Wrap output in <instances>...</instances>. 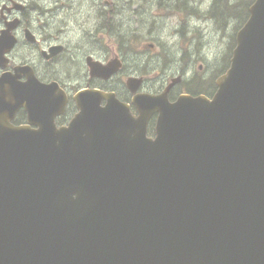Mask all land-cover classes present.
Masks as SVG:
<instances>
[{
    "label": "water",
    "instance_id": "obj_1",
    "mask_svg": "<svg viewBox=\"0 0 264 264\" xmlns=\"http://www.w3.org/2000/svg\"><path fill=\"white\" fill-rule=\"evenodd\" d=\"M248 11L212 98L138 93L135 116L82 89L57 127V84H0V264H264V0Z\"/></svg>",
    "mask_w": 264,
    "mask_h": 264
},
{
    "label": "flooded vegetation",
    "instance_id": "obj_2",
    "mask_svg": "<svg viewBox=\"0 0 264 264\" xmlns=\"http://www.w3.org/2000/svg\"><path fill=\"white\" fill-rule=\"evenodd\" d=\"M81 1L84 2V7H88L91 12L89 16L91 28L89 26L86 28V35L89 38L92 37L99 28L100 15L103 17V24L106 27L102 26L107 28L111 34L112 46L109 45L107 49L106 45L102 47L104 53L110 52L108 59H99L89 42H81L79 37L82 30L79 28L71 30L74 38L61 35L55 37V41L45 42L53 35L52 31L47 29H50V21L56 17L57 12L63 11L65 14L73 16L78 13ZM120 1L102 0V6H100L99 0H0V36L3 30L11 26L10 32L13 37V43L10 46H7V41L1 45L3 56L0 59V77L3 76V80L0 81V84H7L6 87L8 84H57L66 97L64 111L54 118L57 127L66 125L76 114L78 109L73 96L82 89L96 88L113 92L119 101L128 104L130 112L135 116L138 115V112L132 98L138 93L157 95L165 91L170 102L175 101L181 95L191 97L203 95L211 98L217 89L216 80L224 73L226 67L221 66V70H213L208 73V69H204L201 63L198 65L199 71H196L192 68L194 62L191 64L185 62L184 55L191 51L181 43L177 44L175 39L177 37L175 34H179L183 38L184 32H186L181 10L189 11L187 14L191 15L189 17L191 19L195 17V14L191 13H197L199 10L184 2L180 6V2L177 0H172L171 8L168 6L169 3H167L168 5L157 3L155 7L161 11L155 12L150 18V21H153L156 16L157 18L170 16L169 33L175 35L173 45H167L162 54L159 49L163 45L159 44L157 39L144 42L140 52H137L136 55L146 59L142 60L139 66H134V68L142 67V72L128 75L123 83L125 87L121 86V71L126 66L123 51L125 48L132 47V41L124 44L121 29L115 30L111 28V25L116 26V17H118L117 25H120L124 22L122 16L133 21L137 14L136 7L131 8V6L128 7V12H123L125 7L119 5ZM129 2L134 3L133 0H128L126 3ZM211 16L213 17L212 14ZM64 24V19L58 18L53 31L58 35L62 34L66 30ZM42 27L46 29L43 31L44 33L40 31ZM133 33L136 35L135 30ZM79 56L82 57V60L78 58ZM66 57L64 67H61L63 59ZM189 60H192V56ZM89 62H97L101 65L117 62L119 68L105 78L91 75ZM66 63L67 67H65ZM148 69L152 70V76L146 74ZM131 77L140 80V85L134 92L127 86V79ZM146 84H159V86L147 87ZM56 92L57 90H55ZM104 103L103 100L101 105ZM3 112L9 115L8 109H4ZM156 117L157 114L153 113L148 120V125L155 124ZM9 122L13 126L28 124L25 107H17ZM29 126L33 129L37 128L33 124Z\"/></svg>",
    "mask_w": 264,
    "mask_h": 264
},
{
    "label": "rangeland",
    "instance_id": "obj_3",
    "mask_svg": "<svg viewBox=\"0 0 264 264\" xmlns=\"http://www.w3.org/2000/svg\"><path fill=\"white\" fill-rule=\"evenodd\" d=\"M127 1L128 0H121L119 5L125 7L123 12H128V7L130 6L131 8L136 7V19L133 21L132 19L127 20L122 16V20H124V22L117 25L118 17H116V26H114V24L111 25V28L115 30L119 31V29H121L122 36L124 37L122 42L124 44H128L132 41V47L127 49L125 48L123 51L126 66L121 71L122 87H125V84L123 83L128 75L142 72V67L134 68V66H139V63L146 59H142L136 55L138 54L137 52H140L144 42L157 39L159 44L163 45L159 49L162 53L165 51L167 45H173V38H175V35H177L175 38L177 44L181 43L184 47L191 51L190 53L184 55V60L187 64L194 62V64H192V68L196 71H199L198 65L200 63L203 64L204 69H208V73H211L213 70H221V66L227 68L228 66L226 65L229 61V56L231 55V47L234 41L235 32L242 25H238L239 20L234 15H231L230 12L224 8V6L225 3H227L233 5L234 9H236L242 6L244 1L247 2L248 0H177L180 2V6H182V2H184L185 4L196 7L199 10L197 13H191L195 14V17H192V19L189 18L191 15L187 14L189 11L187 12L186 10H181L183 23L185 22L186 28L183 38H181L179 34L172 35L169 33V15L165 18H157L156 16L153 21H150L152 14L161 11V9H157L155 7L157 3L165 5H168L167 3H169L170 5L168 6L171 8V5H173L172 0H133V4L131 2L126 3ZM99 5L102 6V0H99ZM223 8L225 9V12L222 10ZM144 9H146V11H144ZM211 12L213 13V17L211 16ZM90 14L91 12L89 11V8L84 7L83 1H81L78 13L73 16L65 14L63 11L57 12L56 17L50 21V29H47L51 30L53 35H51L49 40H46L45 42L55 41V37H60L61 35H64L67 38L69 36H73L74 34L71 30L79 28L82 30V34L79 37L81 42H89L90 47L94 48V53L99 59H108L110 52L104 53V49L102 47L106 45L107 49L109 45L112 46V39L110 38L111 34L107 28L103 27L105 25L103 24V17L100 15V26L92 37L89 38L86 35V28L88 26L91 28V20H89ZM58 18L64 19V27L66 28V30L59 35L57 32L53 31ZM191 29L193 30L191 31ZM134 30L136 35L133 33ZM40 31L41 33H44L43 31H46V29L42 27ZM193 53H197V55H194ZM191 56L192 60H189ZM78 58L82 60L81 56ZM65 60H67V57L63 59L61 67H64ZM65 67H67V63L65 64ZM193 69L189 70L195 71ZM146 74L148 76H152L153 72L151 69H148ZM151 85H154V87L159 86V84H146L147 87ZM152 134L153 131L150 135Z\"/></svg>",
    "mask_w": 264,
    "mask_h": 264
},
{
    "label": "trees",
    "instance_id": "obj_4",
    "mask_svg": "<svg viewBox=\"0 0 264 264\" xmlns=\"http://www.w3.org/2000/svg\"><path fill=\"white\" fill-rule=\"evenodd\" d=\"M252 1L253 0H248L247 2L244 1L243 5L236 8V9H234L233 5L225 3L224 8L227 9L231 15H234L239 20L238 25H242L249 15L248 7L252 3ZM224 8L222 10L225 12ZM233 43H234V41H233ZM233 43H232V46L234 45ZM152 131H153V123H150L148 126V133L151 134Z\"/></svg>",
    "mask_w": 264,
    "mask_h": 264
},
{
    "label": "bare ground",
    "instance_id": "obj_5",
    "mask_svg": "<svg viewBox=\"0 0 264 264\" xmlns=\"http://www.w3.org/2000/svg\"><path fill=\"white\" fill-rule=\"evenodd\" d=\"M212 13V12H211ZM210 14V13H209ZM212 15H213V13H212ZM229 15V14H228Z\"/></svg>",
    "mask_w": 264,
    "mask_h": 264
}]
</instances>
